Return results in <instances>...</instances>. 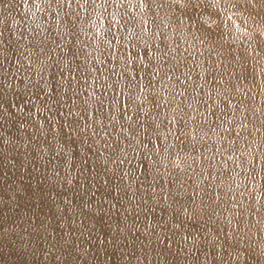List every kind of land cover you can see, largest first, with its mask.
Listing matches in <instances>:
<instances>
[{
	"label": "bare ground",
	"instance_id": "obj_1",
	"mask_svg": "<svg viewBox=\"0 0 264 264\" xmlns=\"http://www.w3.org/2000/svg\"><path fill=\"white\" fill-rule=\"evenodd\" d=\"M14 102L0 264H264V0H0Z\"/></svg>",
	"mask_w": 264,
	"mask_h": 264
},
{
	"label": "rangeland",
	"instance_id": "obj_2",
	"mask_svg": "<svg viewBox=\"0 0 264 264\" xmlns=\"http://www.w3.org/2000/svg\"><path fill=\"white\" fill-rule=\"evenodd\" d=\"M103 4H104V3H103ZM141 6H143V5H141ZM44 9H47V8H44ZM140 9H142V7H140ZM103 26L106 27V24L103 23ZM151 29H152V25L149 24V22H148L147 20L143 21V22L141 23V25H140V30H143L144 32H148V31H150ZM94 38H96V37H93V39H94ZM71 40H72V39H71ZM229 48H230V50L228 51V54H226V58L239 59L240 56H241V46H240V43H239V42H235V43H233L232 45H230ZM193 60L200 61L198 56H195V58H193ZM138 61H139V60H138ZM139 62H140V61H139ZM249 63H250V61H243V65H244V67H245V68H248V67H249ZM140 66H141L142 68L148 70V66H147L146 63L140 62ZM174 70H182V68L177 67V68H175ZM193 75H194V74H193ZM193 75H192V77H194ZM197 75H199V73H198ZM201 77H203V78L206 77V78H207V76H206V75H203V74H201ZM194 78H195V77H194ZM188 83H193V85L196 87V86H197V83H198V85H199V84H201L202 82H201V79H199V81H198L197 79H193V78H192V80L190 79V80L188 81ZM145 92H148V91H145ZM141 93L144 94V88H143V87L141 88ZM141 93L139 94L138 99H140V97H141ZM240 97H241V96H240ZM238 98H239V97H238ZM239 99H240V98H239ZM3 102H4L3 104L6 103V101H3ZM115 103L118 105V102L115 101ZM15 104H16V102H14V104H12V105H13V108L15 109V113L12 114L10 120H8V121L4 120L3 124H2L1 127H0V130H2V129L6 130L8 126H10L11 124H13L15 121L18 120V115H19V113H20L21 111H20V108H18V107L15 106ZM124 105H126V103H125ZM42 107H44V106H42ZM42 110L46 111L45 108H42ZM195 112H196V113H195L194 117H197V120L200 119L202 122H204L205 119L202 118L203 115H204V114H202L203 110L198 109V110L195 111ZM4 116H5V112L3 111V112L0 114V117H4ZM2 119H3V118H0V122L3 121ZM50 119H51V120H50V121H51V124H52V122L54 123V120L52 119V117H50ZM55 119H56V118H55ZM194 129H195L194 139H195V140H196L197 138H199V139H203L204 136H203V134H202L201 132H198V129H197V127H196V122H195V124H194ZM10 134L15 135L16 132L13 131V132H11ZM46 135H47V137L50 136V137L53 139L54 136L56 135V133H46ZM18 138H21L22 140H29V139H30V137L27 136L26 134H25L24 136H20V137H18ZM6 140H7V141H10V142L12 143L11 136H8V138H7ZM45 147H48V146L45 145ZM1 148L3 149V146H2ZM47 149H50V148L48 147ZM17 150H18V148H14L12 152H6V153L8 154V156L10 157V158H8L7 160H5V155L2 154V155H1V161H2V164L5 165V167H6V173H7V175H8L9 177H11V178L13 179V181L20 182V181H21V178H20V174H21L20 172H21V171H20L19 168H17V167L14 165V158H13V156H12V154L15 153ZM12 159H13V160H12ZM74 159H75V156H71V157H70V160H74ZM34 161H35V160H34ZM193 161L201 162V160H199V159H193ZM201 163H202V162H201ZM54 164H55V162H54ZM55 165H56V164H55ZM54 168H55V166H53V167H44V169H40V167H39V168H36V169L30 171L29 173H30L32 176H37V175H41V174H43V173H41V171H45V170H51V171L54 172ZM49 183H50L49 178H48V177H44V178H42V179H40V180H38V181L36 182V186H39V187H46V186L49 185ZM57 192H58V190L55 189V188H53V190H52L53 195H55ZM73 195H74V196L72 197L71 200H74V198L76 197L77 194L73 192ZM138 199H140V197H139ZM25 202H26V200H25L24 198H21V199H20V203H21L20 208H24V209L26 208V203H25ZM9 212H10V211H8V214H9ZM69 225H70V226L73 225V221L69 222ZM9 232H12V235H15L18 231H16V232H15V231H14V232H13V231H9ZM7 233H8V232H3L1 235H2V236H7V235H6ZM48 239H49V237H45V238H44L45 241H47ZM122 239H123V238H122ZM190 250H191V253L194 252V251H195V246H192V245H191V246H190ZM16 259H17V260H22V259H23V256H22V255H18V256L16 257Z\"/></svg>",
	"mask_w": 264,
	"mask_h": 264
}]
</instances>
